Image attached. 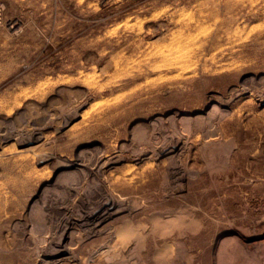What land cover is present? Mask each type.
I'll return each mask as SVG.
<instances>
[{
  "label": "rangeland",
  "instance_id": "obj_1",
  "mask_svg": "<svg viewBox=\"0 0 264 264\" xmlns=\"http://www.w3.org/2000/svg\"><path fill=\"white\" fill-rule=\"evenodd\" d=\"M120 263L264 264V0H0V264Z\"/></svg>",
  "mask_w": 264,
  "mask_h": 264
},
{
  "label": "bare ground",
  "instance_id": "obj_2",
  "mask_svg": "<svg viewBox=\"0 0 264 264\" xmlns=\"http://www.w3.org/2000/svg\"><path fill=\"white\" fill-rule=\"evenodd\" d=\"M172 141V140H170ZM180 140H174L171 144L166 145L162 150L164 152L168 151L170 153L174 152V148H176L179 145ZM164 146V145H163ZM161 150V149H159ZM161 151V153L163 152ZM142 154V153H141ZM143 155V154H142ZM92 159V158H91ZM106 197V196H105ZM118 202L115 200V198L113 199V197H106V199L104 200V202H102V204L100 206H97V210H95L93 212L92 210V214H90V216L85 217V219L82 222V225H88L91 227V232L93 233H97L98 227L100 225H102L108 217L114 215L117 211L118 207ZM119 211V210H118ZM72 216V215H71ZM74 216V215H73ZM87 216V215H86ZM70 218V217H69ZM72 220V219H71ZM79 222V221H78ZM73 223V222H72ZM66 224V223H65ZM80 224V223H79ZM69 227V226H67ZM67 230V229H66ZM64 232H66L64 230ZM90 232V231H89ZM71 234V233H70ZM64 235V234H63ZM59 239V238H58ZM57 242V241H56ZM129 242V241H128ZM131 243V241H130ZM57 248L54 249L53 251H50L48 253H46L47 255H60L62 254L65 250H67V246L64 244L63 239H60L57 244H56ZM123 246V245H122ZM126 246V245H125ZM112 247V246H111ZM125 248V247H124ZM52 250V249H51ZM97 252V251H96ZM45 254V255H46ZM109 260V259H108ZM92 262V261H91ZM121 264V263H120Z\"/></svg>",
  "mask_w": 264,
  "mask_h": 264
}]
</instances>
